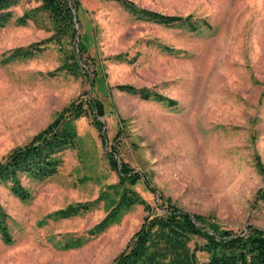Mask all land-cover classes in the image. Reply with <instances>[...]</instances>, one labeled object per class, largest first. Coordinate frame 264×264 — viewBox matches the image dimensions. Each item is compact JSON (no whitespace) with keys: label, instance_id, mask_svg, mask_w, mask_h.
Returning a JSON list of instances; mask_svg holds the SVG:
<instances>
[{"label":"rangeland","instance_id":"374dc122","mask_svg":"<svg viewBox=\"0 0 264 264\" xmlns=\"http://www.w3.org/2000/svg\"><path fill=\"white\" fill-rule=\"evenodd\" d=\"M78 1L74 37L59 33L45 11L18 22L42 0H20L0 29V162L73 101L87 110L74 121L78 143L60 152L55 175L19 174L30 199L0 183L13 237L6 243L0 232V264H113L146 215L126 200L105 221L129 190L153 207L169 198L221 228L264 230V0H131L191 16L173 25L139 19L117 1ZM80 40L86 49L77 66ZM18 49L27 55L13 57ZM120 84L176 104L119 91ZM94 98L105 106L106 144L85 103ZM114 147L118 163L141 179L120 183L107 156ZM197 255L199 264L209 258Z\"/></svg>","mask_w":264,"mask_h":264},{"label":"trees","instance_id":"16d2710c","mask_svg":"<svg viewBox=\"0 0 264 264\" xmlns=\"http://www.w3.org/2000/svg\"><path fill=\"white\" fill-rule=\"evenodd\" d=\"M19 1L0 0V29L11 21L12 8ZM113 1L121 3L137 18L145 21L173 25L191 20V16L184 18L141 8L131 0ZM79 9L78 0H42L37 9L28 11L19 17L18 22L25 24L28 19L34 18L38 10L45 11L54 21L59 33H71L73 30L74 37L76 35L74 10ZM190 24L193 25L192 22ZM85 49V45L80 40L78 49L80 59L76 62L77 66L78 62L82 61L81 54ZM26 55V52L22 53L19 49L12 54L13 57ZM116 88L122 92L138 95L143 99L154 96L158 100L168 101L172 105L176 104L175 100L151 92L148 88H138L132 84H120ZM85 103L95 110L94 123L99 128L106 144L108 142L106 131L103 130L105 124L99 119L105 115L104 103L95 98L86 100ZM85 115H87V110L84 108V101H73L28 144L14 149L0 162V183L10 182L11 191L16 197L24 201L30 199L31 193L24 186L19 174L25 173L36 180H44L55 175L62 163L60 152L70 146L75 147L78 143L79 135L74 121ZM117 155L116 147L107 152L110 165L119 174L120 183L124 181L134 183L141 179V174L132 169L128 163L122 161L119 164ZM261 171L264 174L263 167ZM144 177L147 183L151 184L150 180L146 176ZM128 192L130 194L123 195L118 207L105 221L124 205L141 204L144 206L146 215L127 248L115 258L113 264H199L198 252H205L209 255L205 264H264L263 229L250 226L244 231L236 232L233 229L221 228L217 223L204 216H192L189 212L173 204L169 198L161 196L158 206L153 207L137 192L130 190ZM126 200L128 201L124 204ZM79 206L70 207L58 214L73 215L79 211ZM7 217V213L0 205V232L3 240L6 243H11L13 237L9 230ZM194 238H201L204 241L203 243L197 242L192 247L190 242Z\"/></svg>","mask_w":264,"mask_h":264},{"label":"water","instance_id":"95a60500","mask_svg":"<svg viewBox=\"0 0 264 264\" xmlns=\"http://www.w3.org/2000/svg\"><path fill=\"white\" fill-rule=\"evenodd\" d=\"M79 37V31L77 32V38Z\"/></svg>","mask_w":264,"mask_h":264}]
</instances>
